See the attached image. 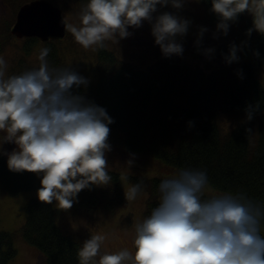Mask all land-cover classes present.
<instances>
[{"label":"clouds","instance_id":"9594fccd","mask_svg":"<svg viewBox=\"0 0 264 264\" xmlns=\"http://www.w3.org/2000/svg\"><path fill=\"white\" fill-rule=\"evenodd\" d=\"M189 0H85L79 24L64 27L83 49L102 48L106 41L118 44L147 22L155 45L165 58L182 56V40L191 20L179 15ZM200 3L201 0H194ZM217 17L213 39L227 36L241 14L252 18L246 36H264V0H206ZM174 11H161L165 7ZM201 26L195 46L211 59L214 48H202ZM241 45L231 43L224 62H238ZM50 49H41L38 67L8 75V63L0 55V155L9 171L35 173L40 181L39 202L67 211L78 202L82 190L112 182L107 153L109 125L106 109L74 93L89 81L72 68L50 67ZM260 57L258 51L253 53ZM243 79V70L238 71ZM260 103L248 105L251 121ZM191 123V122H190ZM4 144L15 147L10 152ZM135 154L126 165L131 168ZM209 179L205 170L184 167L162 178L156 186L157 206L135 225L134 252L123 249L101 254L106 236L93 234L77 249L78 264H264V201L242 191L205 196ZM143 181L125 192L135 201ZM98 257V259H97Z\"/></svg>","mask_w":264,"mask_h":264},{"label":"trees","instance_id":"16d2710c","mask_svg":"<svg viewBox=\"0 0 264 264\" xmlns=\"http://www.w3.org/2000/svg\"><path fill=\"white\" fill-rule=\"evenodd\" d=\"M202 1L208 9L205 21L216 26L217 17L209 11L210 3ZM235 23L244 28L245 43L242 58L231 65L225 63L207 72L174 55L159 57L140 68L120 59L104 45L98 49L101 69L95 80L86 88L81 86L73 91L106 109L114 120L109 125L108 139L124 151L147 153L178 169L205 170L214 188L242 191L264 201V36L255 31L246 36L252 26L247 13L241 14ZM35 40L27 38L23 48L26 53ZM56 41L44 43L50 49V67L70 68L62 63L57 48H51ZM256 51L260 53L257 60L253 57ZM21 64L20 61L18 69L13 68L8 75L28 70ZM256 66L261 69L260 74ZM241 69L243 79L237 74ZM257 102L260 108L251 121L246 120V107ZM220 112L238 114L241 119L224 131L218 123ZM6 160V156L0 155V185L5 193L18 195L40 182L35 173L9 171ZM109 174L113 178L111 185L82 190L72 209L115 213L128 205L120 174L113 170ZM161 179L131 177L135 184L143 181L147 191L151 186L145 216L157 206L156 186ZM25 212L21 232L29 244L42 252L47 264H78L76 253L82 242L58 225L59 210L54 205L43 204L36 196L28 201ZM17 252L15 232L0 230V264H10Z\"/></svg>","mask_w":264,"mask_h":264},{"label":"rangeland","instance_id":"374dc122","mask_svg":"<svg viewBox=\"0 0 264 264\" xmlns=\"http://www.w3.org/2000/svg\"><path fill=\"white\" fill-rule=\"evenodd\" d=\"M29 1L0 0V55L8 63V73L13 68L17 67L18 69L20 61L25 70L38 67L39 53L41 49L45 48V42L37 39L33 43L30 52L26 53L23 48L27 38H18L11 32L19 7ZM51 1L62 8L63 15L70 24H79V13L85 0ZM17 2L22 3L18 5ZM161 11L174 10L166 6ZM207 13L208 9L202 0L200 3L189 0L178 14L192 22L188 34L182 40L184 52L180 57L192 65L209 72L225 64L222 54L226 55L231 43L241 45L244 42L243 33L245 31L239 24L232 23L226 37L220 36L218 39H213L215 26L209 25L205 21ZM249 17L247 14V18ZM201 26L208 29L204 34L201 47L215 49L211 59L202 55L195 46L196 34ZM128 30L132 32L131 36L119 40L118 44L106 41L104 45L120 59L140 68L148 66L159 57H163L159 46L154 43L151 27L147 22L139 29L129 28ZM255 33L257 34V32ZM222 46L224 47L223 49L221 48ZM54 47L57 48L63 64L87 78L89 82L95 80V75L101 69L98 60L99 48L95 50L83 49L74 41L73 36L68 31L66 37L56 41V45L53 47L51 46V48ZM238 56L242 58V51L238 52ZM256 70L257 73H261V69L258 66H256ZM240 119L238 114L224 112L218 114V123L224 131L230 130ZM257 123L258 118L256 119ZM108 142L111 145V151L106 154L109 164L108 170H113L120 174V186L124 194L132 184H135L131 177L164 178L175 174L179 170L176 167L169 166L163 159L140 152L131 153L135 154V158L132 167L129 168L126 165V161L130 158V153L124 151L115 141L108 139ZM14 147L15 145L12 144H4L3 150L10 152ZM112 183L113 178L109 185ZM148 185H151L150 182H148ZM39 187L40 182L30 190L22 191L18 195H9L2 190L0 185V230L15 232V246L18 250L16 257L10 264H47L42 252L29 244L21 232L26 222L25 206L31 198L36 197V191ZM146 189L143 187L142 193L135 201H128V205L119 207L115 213L103 210L92 212L75 211L72 208L67 211L59 210L57 223L64 232L78 236L81 242L93 234L105 235L106 240L101 248V254L105 252L114 253L123 249L134 252L132 242L135 236V225L145 217L146 203L148 198H150L151 186L148 191ZM205 193L214 196L224 192L214 188L209 183Z\"/></svg>","mask_w":264,"mask_h":264},{"label":"water","instance_id":"95a60500","mask_svg":"<svg viewBox=\"0 0 264 264\" xmlns=\"http://www.w3.org/2000/svg\"><path fill=\"white\" fill-rule=\"evenodd\" d=\"M66 23L62 8L51 0H30L19 7L11 32L18 38L35 37L48 42L66 36Z\"/></svg>","mask_w":264,"mask_h":264}]
</instances>
